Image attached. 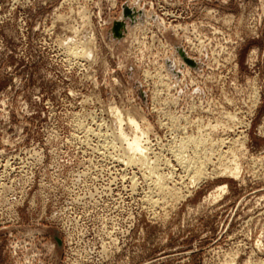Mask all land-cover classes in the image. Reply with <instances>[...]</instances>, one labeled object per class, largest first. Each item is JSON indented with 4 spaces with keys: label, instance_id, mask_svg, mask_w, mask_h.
<instances>
[{
    "label": "rangeland",
    "instance_id": "374dc122",
    "mask_svg": "<svg viewBox=\"0 0 264 264\" xmlns=\"http://www.w3.org/2000/svg\"><path fill=\"white\" fill-rule=\"evenodd\" d=\"M0 264H264V0H0Z\"/></svg>",
    "mask_w": 264,
    "mask_h": 264
},
{
    "label": "bare ground",
    "instance_id": "6f19581e",
    "mask_svg": "<svg viewBox=\"0 0 264 264\" xmlns=\"http://www.w3.org/2000/svg\"><path fill=\"white\" fill-rule=\"evenodd\" d=\"M83 8H84V6H83ZM81 10H82V9H81ZM87 10H88V9H87ZM88 11H89V10H88ZM72 12H73V11H72ZM79 12H80V11H79ZM84 12H85V11H84ZM84 12H83V13H84ZM70 13H71V12H70ZM89 15H90V14H89ZM60 16H61V15H60ZM66 17H67V16H66ZM89 18H90V17H89ZM56 19H57V18H56ZM60 20H61V19H60ZM64 23H65V22H64ZM76 24H77V23H76ZM66 25H67V24H66ZM84 25H85V24H84ZM73 26H74V25H73ZM90 26H91V25H90ZM90 28H91V27H90ZM177 28H178V27H177ZM80 29H81V28H80ZM76 30H77V29H76ZM77 31H78V30H77ZM76 39H77V38H76ZM79 40H81V39H79ZM79 40H78V41H79ZM82 40H83V39H82ZM88 40H89V39H88ZM63 42H64V41H63ZM82 42H83V41H82ZM87 42H88V41H87ZM82 45H83V43H82ZM82 45H80L79 47H81ZM82 47H83V46H82ZM82 47H81V48H82ZM81 48H80V50L83 51V48H82V49H81ZM84 48H86V46H85ZM87 48H88V47H87ZM89 50H91V49L89 48ZM94 50H95V49H94ZM84 51H85V50H84ZM84 51H83V52H84ZM73 52H74V51H73ZM83 52H82V53H83ZM85 53H86V51H85ZM202 53H203V52H202ZM83 55H84V54H83ZM200 55H201V54H200ZM75 56H76V54H75ZM77 56H78V53H77ZM81 57H82V56H81ZM179 64H180V63H179ZM184 73H185V72H184ZM157 74H158V73H157ZM159 74H160V73H159ZM186 74H187V73H186ZM153 78H154V77H153ZM147 79H148V78H147ZM160 79H161V78H160ZM168 79H170V78H168ZM148 80H149V79H148ZM171 81H172V80H171ZM147 84H148V83H147ZM165 84H166V83H165ZM162 85H163V84H162ZM167 85H168V84H167ZM154 86H155V85H154ZM157 86H158V85H157ZM169 86H170V84H169ZM169 86H166V87H169ZM161 87H162V86H161ZM167 89H168V88H167ZM169 89H170V88H169ZM157 95H158V94H157ZM161 95H162V94H161ZM155 100H156V99H155ZM151 104H152V103H151ZM163 104H164V103H163ZM151 106H152V105H151ZM114 108H115V107H114ZM115 109H116V108H115ZM158 110H159V109H158ZM117 111H119V110H117ZM152 111H154V110H152ZM115 113H116V112H115ZM119 113H120V112H119ZM112 114H113V113H112ZM122 114H123V113H122ZM163 114H164V113H163ZM172 115H173V114H172ZM115 116H116V115H115ZM117 116H118V114H117ZM117 116H116V118H117ZM169 116H170V115H169ZM127 117H128V116H127ZM162 118H163V117H162ZM115 121H116V120H115ZM117 121H118V118H117ZM120 121H122V120H120ZM128 121H129V123L135 128V129H134V128H133V129L136 130L137 133H136L135 135H133L134 137H133L132 139L125 138V139H126L125 141L127 142L126 145H127V147H128L127 149H128L129 151H133V152H135V153H136V152H137V153L139 152V154H140V153H143V154H144V151H143V150H144V147H143V146L146 145V144L143 145L144 142L142 143V140H144L143 138H146V137H143L145 133H144V131H143V132L141 133L142 135L139 136V134H140V132H141V131H139V130H140L141 128L139 127L138 122H137L134 118H132L131 116L128 118ZM122 122H123V121H122ZM118 124H119V122H118ZM123 124H125V123L123 122ZM130 124H129V125H130ZM147 125H148V124H147ZM120 126H121V124H120ZM122 126H123V125H122ZM122 126H121V127H122ZM144 127H145V126H144ZM220 127H221V126H220ZM119 128H120V127H119ZM149 128H150V127H149ZM120 129L122 130L123 128H120ZM117 131H118V130H117ZM138 131H139V132H138ZM121 132H122V131H121ZM122 133H124V132H122ZM122 133H121V134H122ZM143 133H144V134H143ZM146 133H147V132H146ZM124 134H125V133H124ZM122 135H123V134H122ZM116 136H118V135H116ZM125 136H126V134H125ZM141 137H143V138H141ZM144 141H145V140H144ZM186 141H188V140H186ZM240 141H241V140H240ZM198 142H199V141H198ZM242 142H243V141H242ZM147 143H148V142H147ZM180 143H181V142H180ZM180 143H179V144H180ZM200 144H201V143H200ZM243 144H244V143H242V145H243ZM190 145H191V144H190ZM203 145H204V144H203ZM212 145H213V144H212ZM219 145H220V144H219ZM198 146H199V145H198ZM200 146H201V145H200ZM145 149H146V148H145ZM128 150H127V152H128ZM146 150H147V149H146ZM146 150H145V153L147 152ZM191 150H192V149H191ZM214 150H215V149H214ZM199 152H200V151H199ZM204 152H205V151H204ZM204 152H203V153H204ZM230 152H231V151H230ZM131 153H132V152H131ZM131 153H129V154L127 153L128 155L126 154V156L129 157V155H131ZM135 153H132V156H130L129 158L127 157V159L130 160L132 163H134V161H135ZM137 153H136V154H137ZM152 153H153V152H152ZM133 154H134V155H133ZM143 154H142V156H143ZM230 155H231V154H230ZM138 156H139V155H138ZM154 156H155V155H154ZM181 158H182V157H181ZM141 159H142V158H141ZM150 159H151V158H150ZM176 159H177V158H176ZM225 159H226V158H225ZM236 159H237V158H236ZM191 160H192V159H191ZM156 161H157V160H156ZM131 162H130V163H131ZM140 162H141V161H140ZM188 162H189V161H188ZM231 162H232V161H231ZM176 163H177V162H176ZM137 165H138V164H137ZM178 166H179V165H178ZM225 166H226V165H225ZM230 166H231V165H230ZM235 166H236V165H235ZM139 167H140V166H139ZM233 168H234V167H233ZM233 168H232V169H233ZM225 169H226V170H224V171H225L226 173H228V174H232V176L235 175V177L238 176V166H236L235 169H233V170H232V169H229V170H228L227 167H226ZM200 171H201V170H200ZM200 171H199V172L197 171V173L201 175L202 172H200ZM224 171H222V172H224ZM222 172H221V173H222ZM186 173H187V172H186ZM192 173H193V172H192ZM217 173H218V172H217ZM203 174H205V172H204ZM165 175H166V174H165ZM163 176H164V175H163ZM197 176H198V175H197ZM201 176H202V175H201ZM201 176H200V177H201ZM166 178H167V177H166ZM193 178H194V177H193ZM169 179H170V178H169ZM171 179H172V178H171ZM195 181H196V180H195ZM195 181H193V183H195ZM171 183H172V182H171ZM175 185H176V184H175ZM159 186H160V191H162V190L164 189V185H159ZM159 186H158V188H159ZM163 191H164V190H163ZM163 191H162V192H163ZM166 196H167V195H166ZM168 200H169V199H168Z\"/></svg>",
    "mask_w": 264,
    "mask_h": 264
},
{
    "label": "water",
    "instance_id": "95a60500",
    "mask_svg": "<svg viewBox=\"0 0 264 264\" xmlns=\"http://www.w3.org/2000/svg\"><path fill=\"white\" fill-rule=\"evenodd\" d=\"M126 11H127V13H131V14H132V20H133V19H134L133 17L135 16V12H133V11L127 9V8H126ZM116 27H117V28H122V29H124V24H123V23H117V24H116ZM117 28H116V29H117ZM116 36L121 37V36H122L121 31L118 32V33L116 34ZM182 55H183V57L185 58V61H186V62H188L189 64H192V65L195 64L192 60L188 59V58L185 56V54H184L183 52H182ZM55 240H56V242L58 243V246L60 247V246L62 245V242H61V239L59 238L58 235H55Z\"/></svg>",
    "mask_w": 264,
    "mask_h": 264
}]
</instances>
